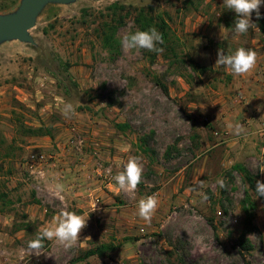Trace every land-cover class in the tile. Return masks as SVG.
<instances>
[{
	"label": "rangeland",
	"instance_id": "rangeland-1",
	"mask_svg": "<svg viewBox=\"0 0 264 264\" xmlns=\"http://www.w3.org/2000/svg\"><path fill=\"white\" fill-rule=\"evenodd\" d=\"M114 4L125 11L113 14ZM259 11L235 36L236 13L223 0H82L47 7L31 31L35 45L0 46V264H264V205L233 170L264 182V119L244 116L252 99L215 66L219 49H252L264 89V0ZM151 19L162 35L159 23L168 25L165 50H125L121 38ZM106 25L118 28L111 48ZM68 103L74 112L65 116ZM72 136L86 141L73 157L103 174L93 198L58 197L47 175L27 169L33 153L68 152ZM131 157L140 158L142 181L118 192L113 177ZM150 195L158 208L148 223L137 204ZM63 211L88 217L80 241H45L31 253L28 241ZM104 244L116 250L77 261Z\"/></svg>",
	"mask_w": 264,
	"mask_h": 264
},
{
	"label": "clouds",
	"instance_id": "clouds-1",
	"mask_svg": "<svg viewBox=\"0 0 264 264\" xmlns=\"http://www.w3.org/2000/svg\"><path fill=\"white\" fill-rule=\"evenodd\" d=\"M262 0H223V5L236 13L234 22L233 35L239 36L248 32L253 27L251 22L252 13L255 12L257 18L260 16V6ZM121 46L125 50L146 49L151 52H163L162 48L157 47L163 44V35L152 27L147 31L137 30L134 33L126 34L121 38ZM257 54L252 49L240 47L234 53L226 54L222 49L217 51V59L215 66L224 67L227 71L235 76H243L250 73L256 66ZM74 112L72 104L65 105L63 114L67 116ZM235 131H239L241 125H230ZM143 177V166L139 157H131L122 164V170L118 172L113 180L119 190L134 191L141 183ZM223 186V181H217ZM204 186V182H200V187ZM57 191L62 192L63 186L57 185ZM255 198L264 197V182L256 181ZM204 200L207 196L201 193ZM158 208V199L155 195L141 198L137 204V214L144 221L150 223L153 215ZM87 218L78 215L75 212L63 211L53 218L49 226L38 230L35 239L28 241L27 247L31 253L39 256L44 247L45 241H55L64 248H71L79 239L80 232L87 226ZM89 239V238H86ZM204 239L203 236L200 237Z\"/></svg>",
	"mask_w": 264,
	"mask_h": 264
},
{
	"label": "crops",
	"instance_id": "crops-1",
	"mask_svg": "<svg viewBox=\"0 0 264 264\" xmlns=\"http://www.w3.org/2000/svg\"><path fill=\"white\" fill-rule=\"evenodd\" d=\"M261 63L264 65V61ZM258 68L259 64H256L255 68L250 73L243 75L241 80L239 76H237V81L240 82V87H242L243 93L247 96V100H249V98L252 99L251 102H248V106L244 108V116L249 113V115L254 117L253 119L255 122L259 121V119L260 121L264 119V89L256 84L258 78L254 74ZM71 127L72 126H70V128ZM59 157L58 165L55 168H48L44 173V175L49 177L47 183L48 185L52 184V188H54L56 195L64 199L65 193L72 194L77 201L81 199V197L93 198L98 189L97 186H99V181L95 179V172L97 171L95 165L86 164L85 161L73 157L71 150L68 152L63 150ZM62 178H68L69 181L67 183L62 182L63 191L58 192V180ZM88 178H91V181H89Z\"/></svg>",
	"mask_w": 264,
	"mask_h": 264
},
{
	"label": "water",
	"instance_id": "water-1",
	"mask_svg": "<svg viewBox=\"0 0 264 264\" xmlns=\"http://www.w3.org/2000/svg\"><path fill=\"white\" fill-rule=\"evenodd\" d=\"M79 1L82 0H21L16 11L0 14V46L14 41L35 45L31 31L45 9L49 6H70Z\"/></svg>",
	"mask_w": 264,
	"mask_h": 264
},
{
	"label": "trees",
	"instance_id": "trees-1",
	"mask_svg": "<svg viewBox=\"0 0 264 264\" xmlns=\"http://www.w3.org/2000/svg\"><path fill=\"white\" fill-rule=\"evenodd\" d=\"M16 1L18 3L21 0H0V3H2V5H0V13L14 10V8H12V5H14V4H12V3L16 2ZM8 3H11V6ZM109 10L111 12H113V14L118 15V13L125 11V8H123V6H120V4H114L109 8ZM145 20H147V19H145ZM120 23H121V25H123V23H124L123 18H121ZM136 23L139 24L141 22H139V20H136ZM152 27H157V26L154 25V20L151 19V20H148V25H146V28L144 31H147L148 29H150ZM106 28L107 29L103 31L102 38H103L104 45L107 48H111L112 46L119 44V42L116 38V33H117L118 28L108 27V25H106ZM159 28L164 33L163 34L164 35L163 36L164 43L159 44L158 47L165 50L167 38H168V36L166 34V30L168 28V25L166 22L161 20V22L159 23ZM160 53H162V52H160ZM157 54H159V53H157ZM118 129H120L121 131H125L126 129H128V126L119 125ZM233 170L242 173L244 176V179L249 183L251 189L253 191H255L256 183H255L253 175L248 170H246L245 168H243L242 166H239V165L235 166L233 168ZM260 199L262 200L263 205H264V197H262ZM251 206L253 208L255 207L254 204H252ZM244 209H245V213L247 215H250V211L248 210V208L245 207ZM115 250H116V248L112 244L111 245L110 244H104V245H101L95 249H91V250L85 252L83 257L79 258L77 261H85V260L92 258V257L105 258L107 255L114 252ZM182 264H186V263L182 262Z\"/></svg>",
	"mask_w": 264,
	"mask_h": 264
},
{
	"label": "built area",
	"instance_id": "built-area-1",
	"mask_svg": "<svg viewBox=\"0 0 264 264\" xmlns=\"http://www.w3.org/2000/svg\"><path fill=\"white\" fill-rule=\"evenodd\" d=\"M43 86V85H42ZM86 141L85 139H78L75 136H72L68 141V148L69 150H73L75 148H81L83 149L85 147ZM60 153H54V152H36L29 156L27 160V169L31 174H44L45 170L48 168H55L58 165V160ZM96 174H98L100 177L103 176L101 173V170L99 168L96 169ZM112 186V184H110ZM118 192L121 190L118 189V187L114 186Z\"/></svg>",
	"mask_w": 264,
	"mask_h": 264
}]
</instances>
